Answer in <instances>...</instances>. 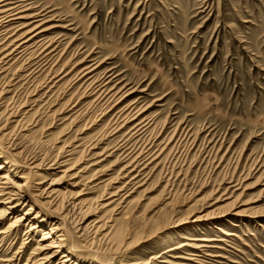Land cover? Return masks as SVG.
Instances as JSON below:
<instances>
[{
    "label": "rangeland",
    "instance_id": "rangeland-1",
    "mask_svg": "<svg viewBox=\"0 0 264 264\" xmlns=\"http://www.w3.org/2000/svg\"><path fill=\"white\" fill-rule=\"evenodd\" d=\"M27 3L36 12L46 10L50 26H57L48 36L60 41V51L67 48L65 61L77 51L78 60L90 55L91 60L103 62L99 73L110 70L118 88L133 92L126 103L139 100L140 106H148L147 114L156 125L150 137L157 134L160 140L168 141L166 153H173L176 159L146 170L142 186L116 211H99V205L106 201H99L98 196L109 186L90 188L107 176L89 184L88 174L82 173L74 181L78 185H70L73 182L68 175L88 166L84 154H62L64 159L59 163L77 159L75 170L67 175L59 173L66 168L50 166L64 144L80 133L85 121L88 123L90 117L95 120L100 113L90 110L73 122V113L80 107L60 115L74 91L64 88L68 78L37 105L30 103L33 94L39 93L33 99L42 97L47 89L37 92L34 88L38 83L15 80L11 83L14 87L0 95V140L8 148V153L0 148V154L5 161H15L27 169H15L13 183H25L27 193L36 189V195L41 196L37 203L21 204L9 218L21 216L32 205L33 215L42 220L45 229L63 220L65 230L78 232L80 246L93 244L107 261L118 254L114 264H160L161 259L150 258L184 242V237L217 240L213 245L222 248L206 249L205 253L218 258L204 259L205 264H264V188L256 186L264 171V0ZM74 60L64 70L68 71ZM4 87L0 79V91ZM10 114L16 117L9 120ZM119 154L105 163V168L112 170L105 172L107 175L114 176L123 167L115 165ZM235 180L240 186L230 191L232 195H223L225 188L234 185L229 182ZM79 202L81 205L72 211V203ZM237 210L247 213L237 216ZM197 216H204L199 228L191 224ZM97 219L111 222L105 239L92 229L79 231ZM213 224L235 231L239 238L221 235L210 227ZM28 228L22 227L17 237L11 235L0 243V260L22 251V234ZM41 236V232L36 233L34 240ZM32 247L11 264L24 263ZM94 256L83 253L77 257L81 264H98L92 260Z\"/></svg>",
    "mask_w": 264,
    "mask_h": 264
},
{
    "label": "bare ground",
    "instance_id": "bare-ground-1",
    "mask_svg": "<svg viewBox=\"0 0 264 264\" xmlns=\"http://www.w3.org/2000/svg\"><path fill=\"white\" fill-rule=\"evenodd\" d=\"M27 2L28 0H0V79L4 81L5 85L4 89L0 91V95H3L4 92L8 93L9 89L7 90V88L14 87L11 83L18 79L19 82L23 81L27 84L38 83L34 88L37 89V92L47 90L42 94V97L36 99L33 98L39 93H35V90H33L35 94H33L30 103L37 105L41 103L40 99L57 87V84L68 78L65 81L64 88L74 91L61 109L60 115L67 110L68 112L74 111L78 107L80 108L73 113L72 122L83 117L90 110L92 113V110L97 109L100 114L95 120L90 117L88 123L87 120L85 121L86 124L80 130V133L71 142L64 144L50 167L55 166V169L66 168L59 173H62V176L67 175L75 170L77 159L63 160L59 163V159H64L62 154L67 153L69 156L84 154L88 166L77 173L68 175L69 181L73 182L70 185L76 187L78 184H74V181L80 178L78 174L82 173L88 174L86 180L89 184L100 181L102 177L107 176L108 178L105 181L93 185L90 189H96L104 184L105 186L108 185L109 190L98 196L99 201H106L99 205V211L102 210L104 213L105 211H116L117 206L124 204L133 191L142 186L146 170H150L151 166L154 169L167 161L172 163L176 156L171 152L166 153L169 150L168 141L160 140L157 134H154L157 136L156 138H153L154 135L153 139L150 137L156 125L153 118L147 114L148 106H140L139 100L126 103L133 92L131 93L130 90L123 92L124 89L118 88L116 77L110 75V70L100 74L99 69L103 62L91 60L90 55L78 60L80 54L77 51L71 52L72 55L68 61H65L67 48L60 51V41L48 36L57 26H50L52 20L47 14H44L46 10L36 12L32 4ZM72 60H74V63H72L71 68L68 71L64 70ZM12 72L14 78L10 79ZM20 72L24 73V76L20 77ZM16 73L18 75L15 77ZM40 77L43 78L38 82ZM39 89L40 91H38ZM80 90H82L81 93H79ZM14 117L16 116L10 114L8 119ZM19 124L20 121L17 122V125ZM70 146H74V148L72 151L67 152L66 148ZM0 148L3 152L8 153V148L1 145V140ZM117 154L119 155L116 158L115 165H123V167L116 175H107L105 172H111L112 170L105 168V163ZM3 158L0 154V205H2L0 208V226L10 220L5 229L0 230V243H5L11 235L17 237L22 227L28 226L29 228L22 234L23 242L20 247L22 251L16 252L11 259L0 260V264L18 262L23 253L33 245L31 252L22 264H81L77 256L83 255V253H93V256H95L92 260L97 261L98 264L115 263L118 254H114V256H117H113L110 261H107L105 255H102L98 249L93 248V244L80 246L77 237L78 232L70 233L65 230L63 220H58L52 223L50 229H45L42 220H39L37 215H33L32 205L21 216L9 218L11 212L16 213L19 211L18 208L21 204L25 206L27 203L36 202V198L40 197L41 194L36 195V189H33V191L28 189L27 193L25 183L15 185L12 181V178L17 177L15 171L20 168L27 169L15 161L10 163ZM256 183V186L260 185L264 188V171L259 175ZM229 185L232 186L225 188L223 195H227L231 190L238 188L240 182L238 180L230 181ZM230 194L232 195V192ZM104 197L105 199H103ZM80 205L81 202L72 203V211ZM243 213H247L246 210H237L235 215L242 216ZM203 217H194L191 224L199 228V221ZM28 222L31 224L28 225ZM109 223L111 222L102 223L100 219H97L91 222V225H86L84 229L80 228L79 231L85 232L92 229L97 236L105 239V231L112 228V225H108ZM234 226L239 227L238 225ZM259 226L262 227L260 224ZM210 227L215 228L221 235L228 238H239L235 231L221 229L216 227L215 224ZM38 232H41L42 236L35 241L34 236ZM182 239H184V242L168 247L161 255L150 259L156 261L161 259L158 262L160 264H205L204 259L218 258L206 254V249L217 250L222 248L213 245L214 242H217L214 239L203 237H184ZM221 241L224 240L218 242L221 243ZM68 245H70V248H68ZM129 264H149V262H131Z\"/></svg>",
    "mask_w": 264,
    "mask_h": 264
}]
</instances>
